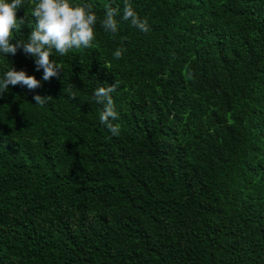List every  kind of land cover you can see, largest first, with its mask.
Wrapping results in <instances>:
<instances>
[{"label":"trees","instance_id":"obj_1","mask_svg":"<svg viewBox=\"0 0 264 264\" xmlns=\"http://www.w3.org/2000/svg\"><path fill=\"white\" fill-rule=\"evenodd\" d=\"M69 2L96 14L95 46L53 50L59 78L0 54V77L42 85L0 94V264H264V0H128L147 33L125 0ZM115 81L118 136L93 99Z\"/></svg>","mask_w":264,"mask_h":264},{"label":"clouds","instance_id":"obj_2","mask_svg":"<svg viewBox=\"0 0 264 264\" xmlns=\"http://www.w3.org/2000/svg\"><path fill=\"white\" fill-rule=\"evenodd\" d=\"M22 5L23 0H11V2L0 0V54L5 57L9 54L15 56L18 49L22 48L26 56L34 58L36 71L43 70V81H50L53 77L59 78L62 71V65L56 60H50L53 50L63 56L70 50L88 49L95 46L93 42L95 40L94 26L97 22L96 14L90 6L73 5L69 0H38L31 11V15L36 21L35 28L32 29L26 42L16 41L13 43L11 39L13 30L18 24L23 25L27 18L25 14V18L17 20V10ZM120 15L119 7L106 6L105 16L100 22L106 33L110 32L114 35L117 33L116 17ZM121 19L129 22L140 32L147 33L150 30L148 21L139 17L128 0L124 2ZM125 51L124 48H117L113 57L120 59ZM9 85L25 86L29 90H35L42 86L34 76H29L22 70L16 71L12 67L0 77V94L6 92ZM118 87L119 85L115 81L111 86L100 84L93 92V99L102 106L99 112V121L112 136L120 134L119 124L112 123L119 118L111 95ZM73 88L75 87L71 84L68 91L72 92ZM71 98L75 99L74 92ZM33 99L35 105L43 107L53 98L35 95Z\"/></svg>","mask_w":264,"mask_h":264}]
</instances>
